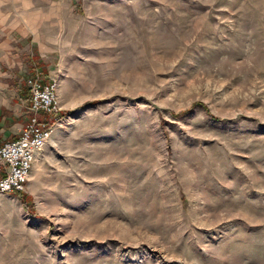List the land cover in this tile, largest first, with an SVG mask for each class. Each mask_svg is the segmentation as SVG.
I'll list each match as a JSON object with an SVG mask.
<instances>
[{"label":"rangeland","instance_id":"rangeland-1","mask_svg":"<svg viewBox=\"0 0 264 264\" xmlns=\"http://www.w3.org/2000/svg\"><path fill=\"white\" fill-rule=\"evenodd\" d=\"M53 8L29 72L59 119L0 193V264H264V0Z\"/></svg>","mask_w":264,"mask_h":264},{"label":"crops","instance_id":"crops-1","mask_svg":"<svg viewBox=\"0 0 264 264\" xmlns=\"http://www.w3.org/2000/svg\"><path fill=\"white\" fill-rule=\"evenodd\" d=\"M59 3L61 0H0V141L14 138L28 116L23 79L30 74L33 55L29 45L38 42L34 29L43 26L42 13ZM32 13L37 20L30 19Z\"/></svg>","mask_w":264,"mask_h":264},{"label":"built area","instance_id":"built-area-1","mask_svg":"<svg viewBox=\"0 0 264 264\" xmlns=\"http://www.w3.org/2000/svg\"><path fill=\"white\" fill-rule=\"evenodd\" d=\"M23 81L28 92V116L14 138L0 141V193L23 190L38 151L59 119L55 80L44 81L35 70Z\"/></svg>","mask_w":264,"mask_h":264},{"label":"trees","instance_id":"trees-1","mask_svg":"<svg viewBox=\"0 0 264 264\" xmlns=\"http://www.w3.org/2000/svg\"><path fill=\"white\" fill-rule=\"evenodd\" d=\"M45 81H47V80H45Z\"/></svg>","mask_w":264,"mask_h":264}]
</instances>
